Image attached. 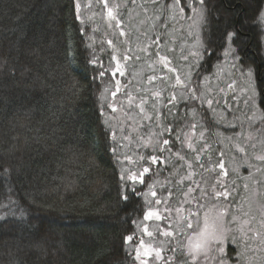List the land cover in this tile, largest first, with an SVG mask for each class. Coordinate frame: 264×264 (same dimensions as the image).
Returning a JSON list of instances; mask_svg holds the SVG:
<instances>
[{
	"label": "trees",
	"instance_id": "16d2710c",
	"mask_svg": "<svg viewBox=\"0 0 264 264\" xmlns=\"http://www.w3.org/2000/svg\"><path fill=\"white\" fill-rule=\"evenodd\" d=\"M88 1L89 7L85 6ZM113 2L108 0L107 5L113 8ZM186 3L181 0L179 7ZM104 9L107 11L101 0H0V264H136V245L141 238L146 242L151 239L144 232L146 226L155 231L151 242L163 248L160 264L172 256L171 238L162 236L157 226L171 230L169 225L174 222L179 196L173 191L168 197L172 191L168 181L179 179L174 174L180 162L164 152L161 159L167 158V163L152 164L149 157L159 153L153 151L154 141L147 133L149 127L159 131L152 126L159 121L142 120L139 109H128L123 91L112 96L117 80L122 89L132 81L134 94L137 85L149 86L147 77L153 70L147 64L156 57L152 61L145 57L136 64L129 61L125 76L114 75L112 56L120 58L123 67L129 36L121 37V29L104 14L107 25L102 27ZM205 9L206 20L197 25V37L188 32L192 19L177 20L183 26L177 47L197 42L194 51L209 49L189 59L190 87L196 86L202 93L205 80L214 74L229 48L228 33L235 32L231 46L243 59L244 75L250 71L256 85L255 105L261 117L252 129L264 131V96L260 95L264 91V30L260 22L264 0H205ZM191 14L186 7L184 16ZM170 15L163 13L164 20ZM156 16L149 34L151 39L160 36L161 44L169 38ZM235 65L236 74L242 75L236 60ZM177 74L180 72L168 74L173 83ZM158 83L154 86H162ZM169 95L170 91L163 93ZM187 105L186 109L181 101L173 108V112L179 111L173 122L168 114L172 106L166 100L160 104V116L176 127V132H165L163 138L171 135L175 140L176 134L182 133L188 139L195 137L197 146L203 145L205 141L199 138L203 129L198 127L194 133L191 124H199L202 118L216 119L201 100ZM146 110L152 115L150 108ZM226 117L236 126L216 121L205 133L211 151L202 160L211 155L215 162L225 151L226 137L241 127V118L229 111ZM185 119L188 127H184ZM188 139L185 153L189 151ZM180 147L176 141L173 153ZM224 160L227 162L226 153ZM145 167L150 170L140 177L138 173ZM134 174L135 181L129 179ZM201 176L208 178L209 174L196 168L192 180L185 181L184 191L189 184L195 187ZM156 199H170L172 214L165 212L164 204H155ZM151 208L162 216L160 221L144 220ZM129 235L134 241L126 244ZM225 247L233 255L237 250L230 242Z\"/></svg>",
	"mask_w": 264,
	"mask_h": 264
},
{
	"label": "snow or ice",
	"instance_id": "6c2138e0",
	"mask_svg": "<svg viewBox=\"0 0 264 264\" xmlns=\"http://www.w3.org/2000/svg\"><path fill=\"white\" fill-rule=\"evenodd\" d=\"M131 2L134 4L135 0H131ZM149 2L159 9L156 19L160 20L165 29L168 27L169 21L193 19V16L183 15L186 7L190 8L193 15L198 18L197 24H202L206 20L204 15L206 11L205 0H187L186 5L183 7H179L181 0H172L171 3H168L167 0H164L163 3H161V0H149ZM105 7L108 9L107 15L110 20L115 21L114 27L121 29L119 35L121 37L129 36V40L125 41V43L135 42L139 47V52L135 56L132 55L134 49L131 47L124 49L122 55L123 67L120 58L116 55L112 56V60L116 61L114 75L118 72L121 77L125 76L124 68L128 67L129 61L136 64L137 62H142L145 57L148 61H152L153 57L158 58L147 64V67L153 70V74L147 77V85L152 86L151 88L137 85L134 94L131 90L132 81H129L128 85L122 89L120 86L121 82L117 80L116 91L112 93V96L116 97L118 92L123 91L128 109H139L138 114L142 120L154 121L155 118V121H159L158 123L154 122L152 125L158 128L159 131L153 132L152 127H149L147 133L153 138L154 142L151 143L153 151L159 153V155L149 157L152 164L167 163V158L161 159L164 152H168L169 156L175 155L180 162V166L174 174L179 179L168 181L172 185V191L168 192V197L171 198L173 196V191L179 196L178 206L173 217L174 222L169 225L171 230L160 229L157 226L162 236L171 238L169 246L172 256L166 258V264H252L254 257H250L248 253L264 251V131L258 130L256 135L251 130L245 132L243 123H241L240 132L234 133L231 137H226L232 143V149L236 153L231 157L230 172L228 164L224 160L225 152L223 151L220 152L219 158L215 162L211 155H209L207 161L202 160V156L211 151V145L207 142L205 133L215 126L216 121L202 118L199 124H191V129L194 133L198 127L203 129L199 132V138L204 140L205 143L200 146H197L199 144L198 140L183 137L182 133H177L175 140L172 139L171 135L166 139L163 138L165 132H176V127L174 123H167L166 116L163 118L160 116L161 109L158 104L166 100L167 105L172 106L168 108V114L172 116L173 122H175L179 116V111L173 112V108L181 101L185 102L186 109L188 101L201 100L203 102V94L199 93L196 86L190 87L192 85L191 68H189L187 78L177 74L174 83L172 82V76L168 74L175 73L178 69L173 66L172 60L160 47L162 39L160 36L153 38L150 44L143 45L140 36L133 38L131 33L125 32L122 26V18L117 19L119 13L114 15L112 7L107 4H105ZM77 8L79 9V5H77ZM177 8L179 15L176 12ZM165 12L172 13L168 20L163 18V13ZM261 15L264 16V13ZM189 27L191 28V25ZM235 37V32L228 33L227 39L230 43L225 55H234V59L240 65L239 71L244 75L243 59L238 54H235L236 49L231 46L235 41ZM112 43V41H109L110 45ZM152 48H155L156 51L152 52ZM207 52H209L208 48H203L202 50L198 48L197 51L191 52L190 55L195 58ZM182 57L184 61L189 59L188 56H183V54ZM154 64H159L164 74L155 75ZM233 66L236 67L237 65ZM100 75L103 76L104 73L101 72ZM247 76L249 78L246 80L245 87L248 99L245 100V104H252L254 107L256 85L250 78V71ZM156 81H159L162 86L155 87L154 82ZM228 87L232 88L233 85L229 84ZM165 91H170L171 95L163 96ZM260 95L264 96V91H261ZM150 101L151 103H149ZM213 103L214 101L211 98L207 99L209 107ZM216 103H219V101H216ZM108 106L112 108L113 112L117 111L114 105L109 104ZM123 107L121 105V108ZM261 107H264V101H261ZM146 108L151 109L152 115L148 114ZM193 111L195 112L194 108ZM185 117H187V111L185 112ZM247 119L251 120V117H247ZM205 125H208V127H205ZM184 127H188L187 119H185ZM231 127L234 128L235 125H231ZM185 139H188L187 148L189 151L187 153L184 152ZM176 141L180 142L181 147L173 153ZM113 152L115 154V149H113ZM126 159L131 160L130 157H126ZM243 166H247L249 169V174L246 177L240 176V168ZM173 167H176V165L173 164ZM185 167L189 170L186 173L184 172ZM196 168L208 172V178L201 176L200 182L196 183L195 187L189 184L187 185V191H184L185 181L192 180L196 174ZM149 170L148 167H145L143 172L138 173V175L143 177ZM8 171V169H5V173H8ZM181 173L184 174L181 175ZM230 176H235L236 178L229 183L226 178ZM257 176H259V179H257ZM129 179L135 181L137 175L134 174ZM241 180H243V195H241L239 186ZM201 184L205 186L201 187ZM196 192L199 195H193ZM152 195L155 197L157 194L153 192ZM124 198L127 200L128 197L125 195ZM155 204H164L165 212L169 215L172 214L170 199H156ZM257 212L259 215H257ZM153 218L156 221H160L162 216L154 211H148L144 216L145 221ZM144 232L151 239L146 242L141 238L135 247V260L139 261L140 264H148L146 258L153 255L157 260L161 259L163 251L161 246L151 242L154 240L153 232L148 231L147 228L144 229ZM133 241L134 237L132 235L125 238L126 244ZM228 241L237 245L238 250H234V255L227 251L225 247Z\"/></svg>",
	"mask_w": 264,
	"mask_h": 264
},
{
	"label": "rangeland",
	"instance_id": "374dc122",
	"mask_svg": "<svg viewBox=\"0 0 264 264\" xmlns=\"http://www.w3.org/2000/svg\"><path fill=\"white\" fill-rule=\"evenodd\" d=\"M101 1H102V4L105 6L108 0H101ZM112 1H114L113 10H116L118 8L117 10H119L118 12L119 16L120 17L124 16L122 18V26H123V29L126 30V33H131L133 38L136 36H140L143 45L150 44L152 42V39H151V35L149 34V32L152 27L151 24L154 19L153 16L159 14V9L155 8L153 4L149 2V0H135L134 4L131 2V0H112ZM161 3H163V0H161ZM89 5H90V2L88 1L85 4V6L89 7ZM107 11L104 9L101 15L100 22L103 28H105L107 25V22L105 21V18L108 17ZM176 12H177V15H179L178 9L176 10ZM152 13H154L153 16H152ZM262 13H264V9ZM191 16H193L192 25H191L192 30H188V32H190V34L193 35L194 37L195 36L197 37L198 35L197 25L198 24L196 23V21L198 18L197 19L194 18L195 16L193 15V13L191 14ZM146 20L148 21L146 22ZM260 22L264 30V16L262 15L260 16ZM155 27L159 29L157 23ZM181 27L183 29V26L180 25L178 21H169L168 27L164 29L165 34L167 38L169 39H166V40L163 39L164 42L160 44V47L164 50V52H166V54L169 56V59L172 60L173 66L178 69V71L180 72V75L184 78H187L188 61L189 59L193 58L190 55V53L196 49L197 42L195 41L196 45H191L190 47H182V48L177 47L176 42H179L181 40L179 38V35H181V31H182ZM128 40H129V37L127 38L126 41ZM182 41H185V40H182ZM125 44L126 46L134 49L132 53L134 56L137 52H139V47L136 45L135 42L125 43ZM262 44H263V51H264V39H263ZM182 54L183 56L189 57L188 61L183 60ZM180 56L182 58H180ZM155 60H157V58H155L153 61ZM233 65H235V60L232 54L228 56L224 54L222 63H220L216 67L214 74L210 78H207L203 84L202 100L204 104L210 109L212 115L214 116L217 122L229 123L230 128H233L231 127V125L236 126V124L230 123L228 121V118L226 117L227 111H229L230 113H232L233 116L241 118L240 124L243 123V128L245 132H247L252 129L253 124H255L257 121L260 120L261 116L255 105L256 100L254 101V105H255L254 107L252 104H249V105L245 104V100L248 99V94H247L245 84H246V80L249 77L247 76V74L246 75H240L238 73L236 74L235 72L236 67H234ZM154 68L156 69L155 71L156 75L164 74L161 71V66L159 64H154ZM141 70L142 68L138 69L139 72ZM137 79H138V82L141 83V81H139L140 80L139 76L137 77ZM229 84H232L233 87L229 88L228 87ZM148 87L151 88L150 85ZM208 98H211L214 101L211 107H209L207 104ZM216 101H219V103H216ZM160 104H158L159 108H160ZM247 117H251V120H248ZM240 131H241V127H239L236 130V133ZM251 131H253L254 135L257 134V131L255 129H252ZM233 135L234 133H231L229 137ZM192 139L195 140V137L192 136ZM226 142H227L226 145L223 143L224 144L223 148L225 149L224 152L226 153V157H227L226 163L228 164V170L230 172L231 171V157L232 155L236 153L234 149H232V143H230L228 140H226ZM230 149L232 150L230 151ZM248 174H249V169L247 168V166H243L240 168L241 177H246L248 176ZM235 178H236L235 176H230L227 179H228V182H230L232 179H235ZM257 179H259V176H257ZM239 186L241 188V195H243L244 194L243 193V180L239 182ZM149 211L156 212V210L153 208H151ZM257 215H259L258 212H257ZM152 220H154V218L148 220V222L149 221L151 222ZM145 228H147L148 231H151L153 233L155 232L154 228H150V226H146ZM228 242L231 243V241H228ZM231 244L236 246L237 248V245L233 243ZM248 255L250 257H254V259L252 260V264H264V251L255 252V253L249 252ZM147 260H148V264H160V259L157 260L156 258H154V255ZM136 262H137L136 264H140L139 261H136Z\"/></svg>",
	"mask_w": 264,
	"mask_h": 264
}]
</instances>
